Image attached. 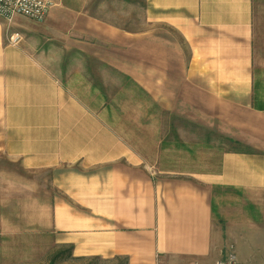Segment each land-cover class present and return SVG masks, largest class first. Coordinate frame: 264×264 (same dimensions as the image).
<instances>
[{"label": "crops", "instance_id": "crops-1", "mask_svg": "<svg viewBox=\"0 0 264 264\" xmlns=\"http://www.w3.org/2000/svg\"><path fill=\"white\" fill-rule=\"evenodd\" d=\"M49 1L44 23L0 17V160L53 173L54 200L36 201V181L24 191L33 205L45 207L40 229L71 246L77 259L217 264L212 191L264 192L256 1L145 0L142 30L105 18L107 0ZM14 34L21 36L17 44ZM76 61L94 69L83 64L69 73ZM99 67L127 79L148 100L141 119L115 117L96 83L88 87L89 101L76 94L75 81L65 82L101 77ZM150 106L158 126L173 116L211 141L241 145L221 152L219 172L191 173L200 186L161 167L156 177L144 150L154 125ZM119 125L141 126V133H120ZM158 138L161 147L167 134ZM22 182L0 164V237L11 225Z\"/></svg>", "mask_w": 264, "mask_h": 264}, {"label": "rangeland", "instance_id": "rangeland-1", "mask_svg": "<svg viewBox=\"0 0 264 264\" xmlns=\"http://www.w3.org/2000/svg\"><path fill=\"white\" fill-rule=\"evenodd\" d=\"M255 1L258 37L255 39L254 73L257 87L262 88L260 96L264 100V0ZM106 2L108 13H105V18L123 27L142 30L145 21V0H107ZM108 9H111V12ZM75 59H78L76 55ZM83 64L94 69L92 63L88 65L84 61H76L72 63L73 67L68 72L76 73ZM96 70H99L101 77L68 78L65 82L75 81L76 94L89 101L92 100V96L94 99V95L89 93L88 87L90 83H96L102 87L101 93L107 96L101 95V100H107L116 108L113 110L115 117L124 120L133 117L141 119L142 114L146 113L141 109V103L146 101L148 104V100L141 99V93L127 83V79L115 76L114 73L103 74L104 69L101 67ZM155 108L152 110L150 106L152 113L150 115L154 116L151 122L154 125H150V140L144 144V150L149 152L156 177L161 167L171 172L175 171L178 173L176 177L200 186L199 181L191 173L219 172L221 152L238 149L218 137L211 141L204 130L194 127L184 119L165 117L164 121L167 124L158 126V112ZM117 128L120 133H126L129 129L141 133L142 129L141 126L136 125L130 127L119 125ZM165 133L166 141L158 147V137H164ZM138 144L140 145V142ZM0 164L6 170L20 176L23 181L22 188L17 191L16 202L10 209L11 225L5 227L6 234L0 237V264H126L127 259L120 257L108 260L70 257L64 247L66 245L56 244L52 234L40 229V220L45 217V207L33 205L35 201L33 195L30 197L28 193L25 194L29 192L30 182L36 181L39 189L36 193L38 195L36 201L54 200L57 194L51 185L53 173L26 172L18 163L10 162L5 158L0 160ZM212 200L215 209V235L218 237L215 236V240L219 248L215 260L220 261L229 254H235L237 264H264V192L254 196L242 195L231 190L214 189ZM59 253L61 256L57 258L56 255Z\"/></svg>", "mask_w": 264, "mask_h": 264}, {"label": "built area", "instance_id": "built-area-1", "mask_svg": "<svg viewBox=\"0 0 264 264\" xmlns=\"http://www.w3.org/2000/svg\"><path fill=\"white\" fill-rule=\"evenodd\" d=\"M52 8L53 3L49 0H0V17L9 23L18 16L44 23ZM20 40V34H14L11 38L13 44L19 43ZM217 264H237V257L235 254H229Z\"/></svg>", "mask_w": 264, "mask_h": 264}, {"label": "trees", "instance_id": "trees-1", "mask_svg": "<svg viewBox=\"0 0 264 264\" xmlns=\"http://www.w3.org/2000/svg\"><path fill=\"white\" fill-rule=\"evenodd\" d=\"M230 143H231V144H235L236 146L241 145L240 143H238V142H234V141H231V140H230ZM247 150H248V151H247ZM247 150H245V151H246V152L251 151V150H249V149H247ZM64 247H65V249H66L68 255H69L70 257H72V256H73V253H72V247H71V246H64ZM60 256H61L60 253L56 255L57 258H59ZM69 256H67V257H69ZM126 264H128L127 260H126Z\"/></svg>", "mask_w": 264, "mask_h": 264}]
</instances>
